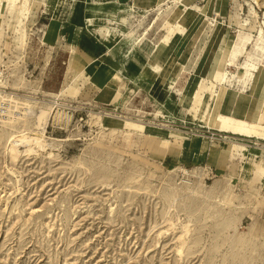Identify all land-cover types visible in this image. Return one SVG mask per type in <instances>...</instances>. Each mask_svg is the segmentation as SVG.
<instances>
[{
	"label": "rangeland",
	"instance_id": "1",
	"mask_svg": "<svg viewBox=\"0 0 264 264\" xmlns=\"http://www.w3.org/2000/svg\"><path fill=\"white\" fill-rule=\"evenodd\" d=\"M31 1L25 6V0L13 2V13L0 22V90L11 92L14 103L29 100L35 111L47 105L54 112L45 129V148L19 153L15 159L7 137L23 128L31 132L34 117L28 114L13 124L0 121V264H264V159L254 167L255 177L246 180L237 167L213 174L199 156L187 162L188 135L196 142L217 140L196 121L207 114L217 84L209 82L194 122L181 119L187 113L185 103L175 113L178 99L197 88L199 76L189 83V74L180 76L165 101L167 110L152 103L141 85L121 98L125 83L119 72L103 83L102 74L90 81L84 61L78 60L77 66L84 72L73 66L72 47L83 51L71 9L76 0ZM183 2L197 9L207 5L209 20L223 23L208 50L211 56L221 34L236 39L242 25L252 33L225 82L231 96L246 90L256 67L264 65V0ZM111 3H89L86 14H107L110 23L134 30V36L147 26L151 39L164 31V25L154 23L158 7H133V0ZM172 4L165 0L162 8ZM27 8L30 18L20 20L19 13ZM114 43H103L105 51L112 48L115 53H106L111 58L105 62L118 64L116 53L128 42ZM96 56L95 70L101 65V54ZM159 68L164 65L157 67V75ZM72 80L76 89L57 96ZM168 135L180 142L164 156ZM231 141L236 143L232 158L242 173L246 146L254 141ZM257 143L264 149L263 140ZM182 168L189 171L186 180Z\"/></svg>",
	"mask_w": 264,
	"mask_h": 264
},
{
	"label": "bare ground",
	"instance_id": "2",
	"mask_svg": "<svg viewBox=\"0 0 264 264\" xmlns=\"http://www.w3.org/2000/svg\"><path fill=\"white\" fill-rule=\"evenodd\" d=\"M15 1L16 0H0V22L4 19L7 12H9V15L13 13L12 3ZM26 1L29 0H25L24 6L28 3ZM57 1L58 0L56 1L53 0V2H57ZM86 1H91V0H76V2L72 5L71 8L72 15L76 19L74 25L78 27L77 38L78 41L83 44L84 48H86L87 54L90 56L88 61H86L87 64L95 63L96 57H92L93 52L102 49L101 57H100L101 65L93 73L98 75L102 74L104 78L103 83L105 82L107 83L111 75H113L115 72L120 71V64L119 63L116 64L111 61L105 62L106 59L105 53L108 52L111 56H115V53L112 48H106L105 51L103 41L105 42L113 41L115 42L114 43L115 46L118 45L120 46L126 42L130 43L131 40L135 37L134 36L135 31L128 29L126 30L125 28L119 25L111 24L106 16L97 17L95 15H90V14L87 15ZM164 1L165 0H133V4H132L133 7H139L141 4L142 7L147 9H151L155 6L158 7V13L155 17L156 21L154 23L159 22V24L165 26L166 35L163 38L164 41L168 42L173 35L179 34V40L176 43V45L172 48L171 53L167 57L165 67L159 71L156 80L152 82L150 87L148 88L149 95L155 97L159 101L161 110H167V105L165 104V101L167 100L168 97H170L171 92L173 91L175 85L179 81L180 74L184 73V71H190L192 73V75L187 80L188 83L192 81L194 76H199L200 80L198 82L197 88H195V90L190 94L188 95L183 94L181 98L179 99L177 98L178 101H177L176 112L179 110L178 107L179 105H181V103L187 104L188 105L187 113L181 119L184 120L183 122H187V121L192 122L199 115L198 113L200 112L202 105L206 102V98H207L206 95L208 91L207 89L209 82L214 81L215 83L219 84L218 89L212 92L213 95L210 98L211 99L210 103L208 102L209 106L208 109L206 110L207 114H205L204 116L203 123L205 127L212 126L214 127V129H218L220 127H224L227 129L231 128L234 131V133L237 134L241 133V135H245L248 138H251V134H253L256 141L253 144L254 146H249V145L246 146V153H245L242 169L244 170V169L254 168L258 162L264 159V149L260 148L257 143L262 138H263L262 140H264V124L256 122L257 120L256 121L246 120V118L240 116H238V118L234 120L236 125L230 124L229 122H227V120H230L231 117L220 115L217 112V106H216L217 100L223 95L225 91V87L223 86V84H225V82L228 79V75L230 71L228 67L235 66L234 59L238 57V54L243 52L245 48L243 42L248 44L249 42L252 41V33L246 32L244 29V25H242V28L238 31L236 39L233 40L232 43L233 45L231 46L232 50H231L230 58L226 60L223 68L217 69L215 71L214 76L212 75L213 78H207L206 72L211 58V55L208 52V50L213 45L216 38L220 36V31L223 23L222 22L212 23L209 20V12L206 10L207 5H204V7L202 6L201 8L197 9L195 7L198 6H193L192 3L190 2L189 4H186L183 2L184 0H172L173 4L163 9L162 5ZM37 2L38 0H32L30 4L31 3L34 4ZM30 4L28 6H30ZM165 4L167 5V3ZM54 6H52V8H54ZM28 9L29 8L22 10L19 13L18 18L20 20H23L24 15L26 16L27 20L30 18L29 16L31 9H29V11ZM177 10H179L180 13L176 17V19L173 22H171V18L173 17V15H175ZM151 28L152 26L150 27V29ZM113 29H115L117 33L115 37L112 34ZM26 32L27 31H25L24 28L22 34L23 42H25L24 37L26 35ZM227 34L228 33L221 34L220 42L224 36H228ZM260 38L263 37L260 36ZM150 40L152 39L149 37V28L147 26L142 31V33H140V38L137 41V43L135 42L136 43V45L134 44L135 49L138 52L143 51V49L146 47V43ZM220 42L219 44H221ZM71 51L74 52L73 47ZM76 57L77 56L75 55V60L73 64L74 68H77L78 66V60L76 59ZM221 63L219 62V64ZM260 67L261 66L256 67L257 71L259 70ZM82 69L83 68H81L80 70L81 72L84 71V69L83 70ZM2 77H3V72L2 70H0V85L4 84ZM70 82L61 90V92L57 93V96H64L65 94L63 93V91H65V89H67L68 91L76 89L75 80H72ZM7 93L1 94V90H0V95H1L0 121H2L3 123L10 122L13 124L19 118L31 114V116L34 117L33 121L35 126V128L31 130V132L29 131V128H23L22 130H17L14 133L9 134V136L7 137L8 138L7 141L9 143L8 149L11 158L12 159L17 158L18 154L22 152L30 153L32 151H36V148L44 149L45 146L48 144L45 135V129L48 124L49 116L54 112L53 107L52 106L46 107L47 105L39 106L38 110L35 111L30 105L29 100L22 101L21 103H14L12 101L14 98L13 96H11V92L10 95ZM237 96L238 94H236V96H233L234 103L237 100ZM55 100L56 98L54 99V101ZM3 112H5V114H3ZM126 119L128 118L125 117L124 120ZM134 125L140 128H145V126L142 125L141 123L134 122ZM59 140H63V139H59ZM216 141L210 143L212 145H216L220 143L222 145L223 144L228 145L227 147L226 146L224 147H226L225 149H227L230 154H232L233 151L236 150L235 149L236 143L231 140L227 141V138H225L224 141L223 140H216ZM182 173L184 175L182 180H186L184 178H185V174L189 173L188 169L182 168ZM186 230L187 229H185V232H187Z\"/></svg>",
	"mask_w": 264,
	"mask_h": 264
},
{
	"label": "crops",
	"instance_id": "3",
	"mask_svg": "<svg viewBox=\"0 0 264 264\" xmlns=\"http://www.w3.org/2000/svg\"><path fill=\"white\" fill-rule=\"evenodd\" d=\"M102 2H108L109 4H112L111 3L112 0H91V1H88L87 4L89 3L95 4V3H102ZM106 17H107V14H106ZM140 32L136 34V36L131 40L130 43L122 45L121 47L122 49H120V51L116 53L117 55L116 60L120 64V71L118 75L120 76V79L125 83L123 92H122V89H120V92H122L121 98L127 90H131L133 87L136 88L139 85H141L142 87H144V89L145 88L148 89L151 83L156 79L157 67L163 66V65L165 67L167 57L171 53L172 48L176 45V43L179 40V34H175L171 37V39L168 42L164 41L163 38L166 35V30L164 29V31L163 30L160 31V33H158L152 40L146 43V47L143 49V51L138 52L134 46L136 45L137 41L140 38ZM223 40H225V45L221 46V44H219L214 49L213 54L210 58V61L207 67V72H206L207 78H213L215 71L217 69L223 68L226 60L230 58L228 54H231V50H232L231 46L233 45L232 43H233V40L235 39L226 40L223 37L220 43H222ZM103 42L105 44L109 43L105 41ZM80 45L82 46L83 51L80 50L78 47L77 48L74 47V52H73L74 60H75V55H76L77 60L84 61L83 65L86 64L85 65L86 67L85 66L83 67L87 69V67L89 66L87 71H88V74L91 75L90 81H93L96 78V75L93 73V71L95 70L93 69L94 63L87 64L86 61H88L90 56L87 54L86 48H84L81 42H80ZM129 46H132V47H129ZM101 51L102 49H99V51H94L92 57H95L96 53L101 54ZM129 51L130 52L134 51L135 54L134 52L130 54ZM105 57H107L108 59L111 58L109 54H107L106 56V53H105ZM96 60H97V56H96ZM131 60L137 61L138 62L137 66H135L134 64H131L130 63ZM219 62L220 63L222 62V63L219 64ZM139 64H141V66ZM81 67L82 65L77 67L75 70H79V69L81 70ZM86 69H84V71ZM184 73L189 74V76L192 75L190 71H184ZM182 74H180V76ZM253 76L254 77L252 81L249 83L248 87L246 86V90L239 91V93H237L238 96H237V100L235 103L234 102L232 103V99H233V96H236V95L233 94L231 96V93H228L229 91L227 87L225 86V84H223V86L225 87V91L223 95L216 102L217 112L220 115L231 117L230 120H227V122H229L230 124L236 125L234 120L238 118V116L246 118V120H252V121L257 120L256 122L264 124V65L261 66L259 70L256 71L255 74H253ZM218 87H219V84H217L216 90L218 89ZM109 92H112V91H109ZM130 99L126 102L125 107L129 106L131 102ZM151 102L159 103L155 97H151ZM137 109L140 110V107L138 105H137ZM175 114H177V112ZM127 118L130 119L129 117ZM196 118L194 120H196ZM196 121L201 123L202 124L201 126L205 127L203 123L204 117ZM205 128H207V132L210 133V136L217 138V140H224L225 138H228L230 140H236V141L241 140L242 142V141H247L248 139H250L246 137L245 135H241V133H238V134L234 133V131L231 128L227 129L224 127H220L218 129H214V127L212 126L205 127ZM188 136L189 137H186L187 138L186 141L188 143L187 142L185 143V145H187V147L185 148L186 155H188L187 162H191L193 160L191 158L192 156H194V158L199 156L203 161H205V167L207 170L210 171V173L219 174L222 171H229V170L233 171L235 169H233L232 167H237L239 168V171L237 170L239 174H243L244 172V176L240 175L241 176L240 178L244 177L242 179L246 180L248 178L252 179L255 177L254 168L244 169V171H242L241 173L239 163L237 162V160L234 161L232 158V155L229 153L227 149H225L228 145H225V144L222 145L221 143L212 145L210 141L202 142L201 140L196 142L195 141L196 139L191 137L192 135H188ZM206 136L207 138L210 137L208 134ZM213 137L211 140L215 139ZM166 138L170 140V143L166 151L163 152L164 156L169 153L171 154L172 153L171 151H173L174 149H178L177 142H180V140L176 141L177 139H174L173 135L171 136L168 135ZM251 138L253 139L254 142L256 141L253 134H251ZM260 142L262 143V141ZM260 177L262 180H264V174L261 175Z\"/></svg>",
	"mask_w": 264,
	"mask_h": 264
}]
</instances>
